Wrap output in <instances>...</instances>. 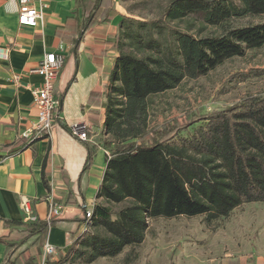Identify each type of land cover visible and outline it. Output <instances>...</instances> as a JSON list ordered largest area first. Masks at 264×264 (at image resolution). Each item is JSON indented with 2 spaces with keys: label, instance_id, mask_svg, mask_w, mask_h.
I'll list each match as a JSON object with an SVG mask.
<instances>
[{
  "label": "trees",
  "instance_id": "1",
  "mask_svg": "<svg viewBox=\"0 0 264 264\" xmlns=\"http://www.w3.org/2000/svg\"><path fill=\"white\" fill-rule=\"evenodd\" d=\"M77 6L80 19H69L68 34L60 33L76 50L87 32L110 22L113 0H77ZM263 15L264 0H171L157 19L121 20L108 90L89 97L90 105L107 102L104 145L111 157L98 193L102 200L93 209L91 230L59 261L49 257L47 264L117 257L145 241L150 220L206 215L213 221L243 204L264 202V97H247L209 113L188 112L181 120L149 127L151 97L263 48L264 21L233 25L236 19ZM190 19L220 33L199 37L174 24ZM263 75L264 69L252 68L235 72L229 81ZM92 158L89 151L87 165ZM43 182L50 191L45 174ZM121 203V209H113ZM59 224V218L0 219L5 230L0 243L9 249L4 264H38L48 230ZM29 246L35 255H27Z\"/></svg>",
  "mask_w": 264,
  "mask_h": 264
},
{
  "label": "crops",
  "instance_id": "2",
  "mask_svg": "<svg viewBox=\"0 0 264 264\" xmlns=\"http://www.w3.org/2000/svg\"><path fill=\"white\" fill-rule=\"evenodd\" d=\"M44 1L48 4L44 20L30 28L19 26L18 2L0 0V53L7 50L9 55L0 57V219L29 222L23 209L27 201L33 215L46 220L51 196L66 203L60 224L48 230L45 242L57 248V257L51 260L57 262L83 234L86 211L102 200L98 193L111 156L104 145L109 139L104 131L107 102L90 105L89 97L108 90L119 56L116 42L122 18L113 0L110 22L87 32L76 50L61 35L68 34L69 19L81 17L77 0ZM48 53L62 54L65 60L54 86L59 101L55 123L44 137L25 139L22 133L37 120L32 88L43 85L33 70ZM74 124L88 126V140L72 135ZM89 151L93 158L87 165ZM44 174L50 191L44 186ZM4 232L0 228V234ZM8 252L0 243V264Z\"/></svg>",
  "mask_w": 264,
  "mask_h": 264
},
{
  "label": "rangeland",
  "instance_id": "3",
  "mask_svg": "<svg viewBox=\"0 0 264 264\" xmlns=\"http://www.w3.org/2000/svg\"><path fill=\"white\" fill-rule=\"evenodd\" d=\"M114 1L119 5L122 19L146 21L159 18L171 0ZM262 21L264 15L248 16L234 20L233 25ZM174 24L199 37L220 33L193 19ZM252 68L264 69V47L230 59L204 77L187 79L179 87L151 97L149 127L159 128L175 118L181 120L188 112L209 113L238 104L247 97H264V75L245 82L229 81L235 72ZM124 205L112 204V207L119 210ZM45 246L46 243L38 264L43 261ZM28 248L27 255L36 254L35 248ZM62 264L88 263L75 257ZM90 264H264V202L243 204L228 217L213 221H208L206 215L150 220L141 245L127 247L117 257L99 258Z\"/></svg>",
  "mask_w": 264,
  "mask_h": 264
},
{
  "label": "built area",
  "instance_id": "4",
  "mask_svg": "<svg viewBox=\"0 0 264 264\" xmlns=\"http://www.w3.org/2000/svg\"><path fill=\"white\" fill-rule=\"evenodd\" d=\"M18 2L17 13L20 27L37 28L44 20V10L48 4L44 0H10ZM8 51H2L0 57L8 59ZM64 56L58 53H48L41 60L39 65L33 70L43 79V85L32 88L33 105L37 110V120L30 129L22 133V138L39 139L52 130L55 123V111L59 107V101L54 98V86L56 79L64 66ZM72 135L80 140H88V126L86 124H74L71 127ZM109 155V154H108ZM111 157V156H110ZM23 209L29 222H35L37 218L33 215L31 205L25 201ZM63 205L55 201V197H50V209L47 214V221L61 216ZM93 210H87L82 226V233L91 230V218ZM58 250L55 246L46 243L45 254L41 264H47L49 257L56 258Z\"/></svg>",
  "mask_w": 264,
  "mask_h": 264
}]
</instances>
